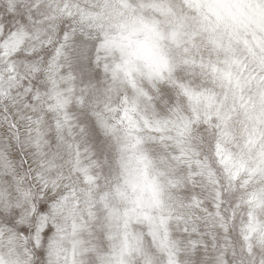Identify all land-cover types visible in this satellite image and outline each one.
<instances>
[{"label": "snow or ice", "instance_id": "1", "mask_svg": "<svg viewBox=\"0 0 264 264\" xmlns=\"http://www.w3.org/2000/svg\"><path fill=\"white\" fill-rule=\"evenodd\" d=\"M0 264H264V0H0Z\"/></svg>", "mask_w": 264, "mask_h": 264}]
</instances>
